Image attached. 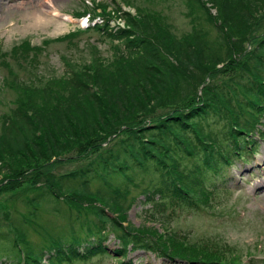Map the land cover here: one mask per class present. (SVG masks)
Instances as JSON below:
<instances>
[{
    "label": "trees",
    "instance_id": "1",
    "mask_svg": "<svg viewBox=\"0 0 264 264\" xmlns=\"http://www.w3.org/2000/svg\"><path fill=\"white\" fill-rule=\"evenodd\" d=\"M183 1L190 13L201 11L207 15L201 0ZM210 2L224 28L218 30L216 42L202 32H194L182 40L172 38L157 20L154 27L169 37L160 43L145 31L146 23L145 30L141 28L139 23L147 18L139 22L127 17V25L112 31L124 50L117 49V56L108 66L100 65L93 72L90 69L89 74L80 72L82 68L72 70L67 77L37 86L25 84L15 107L0 115V161L5 155L18 156L33 150L38 159L44 160L42 165L49 166L63 159L60 154L67 143L62 139L69 141L75 137L78 142L91 144L98 137V143L99 136H93L96 128L102 132L111 127L120 128L127 135L108 148H101L99 143L97 149L91 147L90 150H99L95 157L70 173L56 174L48 168L41 173L37 163L25 168L42 174L34 182L40 191L25 203L34 208L47 195L59 199L62 193H75V198L82 200L79 203L73 199L75 213L69 222L79 224L68 236L49 235L38 248L30 243L20 248L17 241L15 244L7 237L4 239L1 235L6 233L0 232V241L4 242L0 243V261L5 257L10 264H67L76 259L86 260L108 252L103 231L111 229L120 243L114 264H128L130 260H124L128 244L136 249L155 250L156 240L159 241L154 235L134 234L129 226L122 225L127 195L137 186L139 178L152 175L140 191L143 202L155 201L166 211L171 205L186 209L207 206L211 190L213 196L221 191L216 190L214 180L224 176L225 166L245 155L259 117L264 115V31L256 34L258 18L255 23V18L249 16L251 8L257 3L264 4V0ZM96 13L106 19L113 17L105 10ZM229 31L241 33L240 41L234 34L238 41L232 43ZM234 44L243 46L238 57L234 56ZM25 47H31L27 41ZM5 54L0 49V59ZM9 54L17 56L19 49L15 47ZM217 65H223V69ZM228 69L231 74L219 76L215 84L210 82ZM190 91H201L199 102L194 103L193 93L187 96ZM159 101H163L168 111L164 116L170 113L168 119L163 123L158 118L142 124L139 117L154 112V103ZM16 168H6L7 175L3 177L7 180L21 177L24 169ZM91 197L99 205L88 206ZM121 212L123 219L116 216ZM7 248L9 253L5 252ZM197 249L209 259L188 262L184 260L188 258L162 246L157 253L166 256L169 264L177 260L189 264H232L209 252L210 249Z\"/></svg>",
    "mask_w": 264,
    "mask_h": 264
},
{
    "label": "rangeland",
    "instance_id": "2",
    "mask_svg": "<svg viewBox=\"0 0 264 264\" xmlns=\"http://www.w3.org/2000/svg\"><path fill=\"white\" fill-rule=\"evenodd\" d=\"M201 1L208 10L207 15L201 11L190 13L183 0H51L52 5L61 14L53 15V21L60 22L56 27L55 22L49 25H34L31 22L30 13L33 8L39 9L38 3L43 4L45 0H0V49L6 53L4 58L0 59V115L15 107L18 97L23 96L25 84L37 86L54 78L67 77L72 70L77 72L81 68L80 72L89 74L90 69L93 72L95 67H103L113 61L117 56V49L120 52L124 50V46L112 36V31L127 25V17L139 22L140 19L147 18L145 22L139 23L141 28L145 30L146 23L145 31L160 43L165 39L169 40V37L154 27L157 20L164 24L172 38L182 40L185 36H192L194 32H202L210 41H218V30L224 29L220 17L210 0ZM103 7L105 13L112 14L113 17L106 19L96 13L104 12ZM250 12L249 16L255 18V23L258 18L256 34L263 33L264 4L257 3ZM92 16H95L93 20ZM86 20L87 24H90L85 26ZM229 33L232 43L238 41L233 38L234 34L239 36L240 41L241 33ZM249 37L252 39L250 35ZM26 41L31 47H25ZM247 44L248 41L244 43ZM15 47L19 49V54L11 56L10 50ZM242 47L240 44H234L235 57L239 56ZM217 67L223 69V65ZM229 70L221 71L213 78L210 76V82L217 83L219 76L231 74ZM205 80L208 83V76ZM193 92L186 94L188 96ZM200 93L201 91L193 93L194 103L199 102ZM154 106V112L139 117L142 124L154 122L158 118L163 123L170 116V113L164 116L168 111L163 106V101L154 103ZM259 119L261 122L258 127L262 133H256L254 137V152L250 154V145L244 159L236 158L232 164L225 166L227 169L224 171V177L214 180L217 189L221 191L213 196L214 191L211 190L210 204L207 206L180 209L171 205L166 211L155 201L144 203V196L140 191L152 175L139 178L137 186L132 187L127 195L128 206L122 225L124 228L129 226L134 234L154 235L159 241L156 240L155 250L136 249L128 244L124 259L130 260L128 264H169L166 256L157 253L161 246L168 252L183 255L188 258L184 259L188 262H195L196 258L209 259L197 249L207 248L210 249L209 252L219 254L232 264H264V185L257 188V183L264 179V174L257 166L253 168L254 162L260 161L264 154V115ZM96 135L99 136L98 143L101 148H108L124 138L127 132L115 127L102 132L96 128L93 136ZM97 138L95 137L91 144L78 142L80 140L75 137L69 141L62 139L67 143L60 154L63 159L49 166H43L44 160L38 159L33 150L18 156L5 155L6 158L0 161V232L6 233L1 235L4 239L7 237L15 244L17 241L22 247L30 243L38 248L46 242V238L48 240L49 235L58 234L65 237L72 233L73 227H78L79 222L72 225L69 222L75 213L76 204L72 205L75 193H62L59 199L47 195L41 199L40 205L34 208L25 203V200L31 199L40 191L34 182L42 178V174L36 173L37 170L30 172L25 171V168L37 163L41 173L46 172L47 168L56 174L73 172L91 161L98 153ZM84 147L88 150L83 149ZM91 147L96 149L90 150ZM53 160L52 157L50 163ZM16 167L24 169L21 177H8V180L3 177L7 175L4 174L6 168L14 170ZM68 180L73 181L69 178ZM75 200L80 203L82 199L76 197ZM88 204L99 205L93 197L89 199ZM173 209L175 211H172ZM116 216L123 219L122 212ZM104 232L107 235V253L95 254L86 260L76 259L67 264H114L119 255L116 251L120 248L118 236L111 229L103 231V234ZM80 233L83 235L85 231ZM180 245H193L197 248L181 249ZM8 248L6 253H9ZM43 260L45 262L46 259ZM186 261L177 260L175 264H189ZM0 264L10 262L5 257Z\"/></svg>",
    "mask_w": 264,
    "mask_h": 264
},
{
    "label": "bare ground",
    "instance_id": "3",
    "mask_svg": "<svg viewBox=\"0 0 264 264\" xmlns=\"http://www.w3.org/2000/svg\"><path fill=\"white\" fill-rule=\"evenodd\" d=\"M39 9H34L32 10V12L30 13V19L32 24L34 25H49L50 23H54L55 22V26H59L60 22L58 21H53V15H60L58 13V10L54 7V5H52L51 0H45V2L42 3H38L37 6ZM67 19L70 21L71 18L67 17ZM256 161V160H255ZM258 163V165H257ZM255 166H257L259 168V170L264 174V154L261 156L260 161L258 162H254L253 168H255ZM261 181V182H260ZM259 183H257V188H260L264 185V179L260 180Z\"/></svg>",
    "mask_w": 264,
    "mask_h": 264
}]
</instances>
